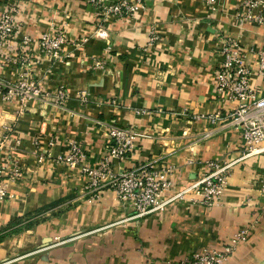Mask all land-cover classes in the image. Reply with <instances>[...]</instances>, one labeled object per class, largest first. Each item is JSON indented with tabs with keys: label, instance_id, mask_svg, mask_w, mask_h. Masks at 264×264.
I'll return each mask as SVG.
<instances>
[{
	"label": "crops",
	"instance_id": "obj_1",
	"mask_svg": "<svg viewBox=\"0 0 264 264\" xmlns=\"http://www.w3.org/2000/svg\"><path fill=\"white\" fill-rule=\"evenodd\" d=\"M244 1L223 0L212 19L199 0H148L146 9L110 21L105 40L96 34L101 14L88 0H0V12L18 6L19 31L10 40L12 44H21L23 38L35 40L52 25H64L67 43L63 49L68 61L41 57L33 45L24 46L32 58L31 75L47 94L28 101L22 112L16 98L4 101L0 94V136L9 134V146L0 149V159L8 162L15 156L22 167L21 177L9 182V195L0 202V236L36 214L41 219L35 233L42 244L80 228H105L97 235L113 238L118 254L113 263L109 252L100 264H176L205 247L221 246L238 228L256 220L249 239L224 264H261L264 198L259 197L258 188L264 183V153L233 166L218 204L174 201L163 211L140 218H130V208L107 187L97 198L86 197V177L78 168L56 162L74 141L81 145L86 161L95 164L109 143L107 124L111 122L131 124L138 134L134 152L115 163L114 171L147 161L155 166L171 164L177 167L172 175L175 189L202 176L206 168L199 161L239 156L243 147L239 131L205 120L188 122V116L179 112L210 114L229 106L212 92L218 48L227 36L237 38L246 50L250 83L259 94L264 93V79L256 72L264 48V0L251 8V19L241 20L248 10ZM152 26L159 40L143 51ZM21 49L16 47L10 55H19ZM97 60L112 72H100L93 64ZM20 71L18 66L0 67V78L14 81ZM58 86L70 94L62 108L51 103L50 93ZM82 89L88 92L86 103L75 97ZM142 108L147 113L136 112ZM208 129L212 135L203 138ZM36 147L48 155L43 162L33 153ZM17 219L18 225H10ZM4 243L0 240V252ZM70 247H54L47 254L59 257L71 252ZM0 264L23 263L5 259Z\"/></svg>",
	"mask_w": 264,
	"mask_h": 264
},
{
	"label": "built area",
	"instance_id": "obj_2",
	"mask_svg": "<svg viewBox=\"0 0 264 264\" xmlns=\"http://www.w3.org/2000/svg\"><path fill=\"white\" fill-rule=\"evenodd\" d=\"M94 5H99L100 18L107 21V17H121L129 15L142 8V5L129 0H121L111 4H105L102 0H90ZM140 2V0H138ZM247 11L241 20L251 19V8L260 4L259 1L245 0L243 2ZM18 12L17 5H11L7 10L0 12V55L3 45L18 33L19 22L15 16ZM239 15V14H238ZM259 19L258 21H260ZM101 28L96 32L97 36H105ZM101 38V37H100ZM37 46L38 53L50 60L61 61L63 46L67 43L66 28L63 25L51 26L36 40L23 38L22 46ZM17 60L9 59L11 66L19 64L21 71L14 81L0 78V94L3 100L16 98L22 112L27 102L34 99H42L43 92L40 82L32 77L31 59L28 50L21 49ZM25 52V53H24ZM220 60L212 73V92L229 104L226 110L216 111L210 114H188L180 111V114L188 116L190 120H205L210 125L220 124L232 127L239 131L243 147L239 156L235 159H206L198 163L206 168L200 178L181 189H175L172 175L177 169L171 164H159L155 166L151 162H142L132 167H119L114 171L113 165L123 161L134 152L136 146L137 131L133 125L107 124L109 143L105 146L103 156L95 163L86 161V154L77 142H70L66 150L56 157V162L68 168H78L79 174L86 177L84 195L88 198H97L102 188L107 187L114 196L125 206L130 208V218L156 214L163 211L174 201H185L189 204L212 206L222 201L224 190L228 184L233 166L244 158L264 153V93L250 83L251 68L246 64V50L239 40L232 36L224 38L218 48ZM260 62L257 65V74L264 79V48L259 52ZM101 61L97 60V66ZM18 66V65H17ZM51 94V103L56 107H64L70 94L63 87L58 86ZM75 97L81 103L88 101V92L79 90ZM114 104L115 100H111ZM139 114L147 113L144 108L136 110ZM97 123H103L97 121ZM212 131L205 130L203 138L212 135ZM9 134L0 136V149L8 144ZM18 142V141H17ZM52 145V142H49ZM48 151V150H47ZM39 148L34 149L38 161L43 162L48 155ZM22 175V167L15 156L9 161L0 159V202L8 197V184L14 182ZM260 193L264 196V183L260 184ZM255 221L241 226L219 247H205L198 252L191 253L180 259L177 264H224L232 255L237 246L246 242L255 227Z\"/></svg>",
	"mask_w": 264,
	"mask_h": 264
},
{
	"label": "rangeland",
	"instance_id": "obj_3",
	"mask_svg": "<svg viewBox=\"0 0 264 264\" xmlns=\"http://www.w3.org/2000/svg\"><path fill=\"white\" fill-rule=\"evenodd\" d=\"M199 1H200V4H201L203 10H210L211 16H209V17H211L212 19H215L214 14L217 12L216 10L218 9V6L222 4L223 0H199ZM255 1H259V0H255ZM103 2L105 4H111V3H115L117 1H109V0L106 1V0H104ZM129 2H131L132 4L137 2L140 5H142V8L137 10V11L146 9L147 4H148L147 3L148 0H140V2H138V0H129ZM88 3L93 4L90 0H88ZM99 5H102V2L98 5L95 4V7L99 11H101V9H99ZM257 5H260V4L258 3ZM135 13L136 12H133L129 15H124L121 17H127V16L130 17V16H133ZM121 17H115V18L107 17V21L102 20V22H100V24H99V28H101V30H103L101 32H104L105 36H100V37L105 39V40L107 38H109L110 30L108 29L107 24L110 21L116 20V19L121 18ZM68 20H66L67 24L69 22ZM153 27L154 26L151 27L150 36H149V39H148L146 45L143 46V51H146L148 46L156 43L159 40V36L156 32L157 30H155V28H153ZM66 30H67V28H66ZM18 31H19V29H18ZM66 33H67V31H66ZM16 35L17 34H15V36ZM98 37H99V35H98ZM11 40H13V39H11ZM83 41H85V40H83ZM16 47L19 49L24 48V46H22V44L15 45V44H12L11 42L3 45V48L1 50V55H0V67H5V66L9 67V66H11L9 59L17 60V58H19L18 55H12V56L10 55V52L13 49H15ZM34 47L37 49V46H35V43H34ZM110 49H111V46H109L106 50H110ZM27 50L29 51V49H27ZM65 55L66 54L63 51V53L61 54V56H62L61 61H59V59H58V62L67 63L68 62L67 56H65ZM39 56H41V55H39ZM41 57H44V56H41ZM30 59H32V58H30ZM95 62L96 61H94L93 64L95 65V67H97V69H100V72H106V71L112 72V70H109L111 68H109V66L105 62L101 61L100 62L101 64H99V66H97ZM19 64H21V63L16 64V66L18 65V67L21 68V66ZM12 66H14V65H12ZM16 66H14V67H16ZM32 66H33V63H31V68L33 69ZM97 69L94 68L93 70L96 71ZM9 100H11V99H9ZM4 101H8V100H4ZM25 108H26V106H25ZM19 112H21L20 107H19ZM213 126H215V125H213ZM208 130L212 131V129H208ZM189 131L190 130L188 129V131H186V133ZM201 140H203V138L198 139L196 141L198 142ZM252 181H253L252 184H257V180H252ZM258 192H259L258 193L259 197L264 198V196L260 193L259 188H258ZM40 219H41V217L37 218L36 214H35L33 216L32 220H30L29 222H23L21 226L16 227V231H14L15 229L14 230L11 229L3 237L0 238L1 241L5 242L4 243L5 244L4 251L0 252V263H3L5 259H11V261H13V262H20L23 264H100L103 262L101 260V258L108 256L107 254L109 252H112V254L109 255L108 257H111V259H112L111 261H113V263H114V260H115L114 256H116V254H118V251L115 250V242H114L113 238L108 237V239H106L105 237L101 238L99 235H97V233L99 231H104L105 228H97L95 230L94 229L80 228L78 231H75L78 233H75L73 231L68 236H65L62 238L57 237L53 240L51 239L49 241H45V242H43L44 244H42L41 238H39L37 236V234L35 233L36 222H37V220H40ZM24 220H26V218ZM250 222H248V223H250ZM248 223H246V224H248ZM246 224H244V225H246ZM255 225H256V222H255ZM27 230H30L31 233L27 232ZM103 241L105 242L104 244H102ZM7 242L10 245H6ZM67 245L71 246L70 247L71 252L66 251L65 253L61 254V256H59V257L57 255H54L53 253L47 254V252L49 250H52V248H54V247L67 246ZM16 246H19V247H16ZM105 249L107 250V252H105ZM113 252H116V253H113ZM98 257H99V259H98ZM177 262H176V264H177Z\"/></svg>",
	"mask_w": 264,
	"mask_h": 264
},
{
	"label": "trees",
	"instance_id": "obj_4",
	"mask_svg": "<svg viewBox=\"0 0 264 264\" xmlns=\"http://www.w3.org/2000/svg\"><path fill=\"white\" fill-rule=\"evenodd\" d=\"M19 223H20V220L17 219V220H13V221H11V222H10V225H18ZM14 229H15V230H14ZM13 230L16 231V227L13 228ZM0 238H1V236H0Z\"/></svg>",
	"mask_w": 264,
	"mask_h": 264
},
{
	"label": "water",
	"instance_id": "obj_5",
	"mask_svg": "<svg viewBox=\"0 0 264 264\" xmlns=\"http://www.w3.org/2000/svg\"><path fill=\"white\" fill-rule=\"evenodd\" d=\"M261 264H264V260L262 261V263Z\"/></svg>",
	"mask_w": 264,
	"mask_h": 264
}]
</instances>
